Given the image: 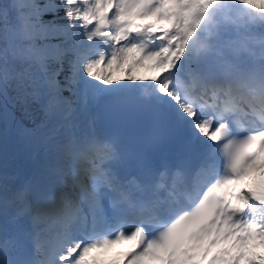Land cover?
I'll use <instances>...</instances> for the list:
<instances>
[{
    "label": "snow or ice",
    "instance_id": "1",
    "mask_svg": "<svg viewBox=\"0 0 264 264\" xmlns=\"http://www.w3.org/2000/svg\"><path fill=\"white\" fill-rule=\"evenodd\" d=\"M125 242L264 264V0H0V264Z\"/></svg>",
    "mask_w": 264,
    "mask_h": 264
},
{
    "label": "bare ground",
    "instance_id": "2",
    "mask_svg": "<svg viewBox=\"0 0 264 264\" xmlns=\"http://www.w3.org/2000/svg\"><path fill=\"white\" fill-rule=\"evenodd\" d=\"M11 147V146H10Z\"/></svg>",
    "mask_w": 264,
    "mask_h": 264
}]
</instances>
